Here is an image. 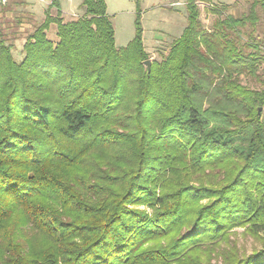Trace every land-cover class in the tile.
<instances>
[{"label":"trees","instance_id":"16d2710c","mask_svg":"<svg viewBox=\"0 0 264 264\" xmlns=\"http://www.w3.org/2000/svg\"><path fill=\"white\" fill-rule=\"evenodd\" d=\"M59 2L21 62L0 32V264H264V0L209 28L187 0L160 60L139 22L116 46L105 0Z\"/></svg>","mask_w":264,"mask_h":264},{"label":"rangeland","instance_id":"374dc122","mask_svg":"<svg viewBox=\"0 0 264 264\" xmlns=\"http://www.w3.org/2000/svg\"><path fill=\"white\" fill-rule=\"evenodd\" d=\"M108 13L115 28V43L118 48L126 47L136 36L137 23L142 29V39L151 60H160L166 55L172 44L171 37H180L187 26V0H105ZM198 0L200 20L209 28L214 17L209 13L207 2L218 7L229 8L228 13L233 16L248 14L253 0ZM52 0H7L5 5L0 3V32L6 37L12 47L16 62L24 58L23 46L26 38L45 19V13ZM180 2L182 6H171ZM50 3V4H49ZM60 10L65 15H79L83 0L61 1ZM205 3V4H203ZM259 23L254 31L257 41L264 44V12L258 8ZM56 16V9L52 10ZM69 16H66L69 18ZM56 26H51L47 32L52 37ZM166 41L160 42L162 39ZM175 40V39H174ZM155 46V47H154ZM264 56V52L261 54ZM264 74V64L260 71ZM244 84L251 88L260 89L261 86L253 80L244 79ZM264 114V109H263ZM231 246L235 245L241 254L250 255L261 249L259 240L247 235L243 229H237L231 236ZM217 259L213 261L215 263Z\"/></svg>","mask_w":264,"mask_h":264},{"label":"crops","instance_id":"0c3cea01","mask_svg":"<svg viewBox=\"0 0 264 264\" xmlns=\"http://www.w3.org/2000/svg\"><path fill=\"white\" fill-rule=\"evenodd\" d=\"M61 2V1H60ZM176 3V2H175ZM177 3H179V4H181L180 2H177ZM211 3V2H210ZM210 3H206L208 6H210L211 4ZM50 4V3H49ZM203 4H205V3H203ZM205 4V5H206ZM185 5H186V3H185ZM180 6H182V4L180 5ZM108 7V6H107ZM83 12H84V10L82 9V8H80V14L79 15H72V16H69V15H65V13H62V17L64 18V20L65 21H73V20H76L77 18H79L82 14H83ZM107 12H108V9H107ZM108 15H109V13H108ZM66 16H69V18H67ZM110 16V15H109ZM111 17V16H110ZM185 29V28H184ZM183 29V30H184ZM183 32V31H182ZM177 38H179V37H171V39H172V42L174 41V39H177ZM164 41H166L165 40V38L164 39H162L160 42L158 41L156 44H158V43H162V42H164ZM155 47V46H154ZM149 53V52H148Z\"/></svg>","mask_w":264,"mask_h":264},{"label":"built area","instance_id":"2783aa9c","mask_svg":"<svg viewBox=\"0 0 264 264\" xmlns=\"http://www.w3.org/2000/svg\"><path fill=\"white\" fill-rule=\"evenodd\" d=\"M60 1H73V0H60ZM0 3L1 4H3V5H5L6 3H7V0H0ZM198 3V2H197ZM181 4H179V3H172V5L171 6H180ZM200 4L198 3V6H199Z\"/></svg>","mask_w":264,"mask_h":264},{"label":"water","instance_id":"95a60500","mask_svg":"<svg viewBox=\"0 0 264 264\" xmlns=\"http://www.w3.org/2000/svg\"><path fill=\"white\" fill-rule=\"evenodd\" d=\"M144 66L148 69V71H151V60H148L144 63ZM261 108H259V112H261Z\"/></svg>","mask_w":264,"mask_h":264}]
</instances>
